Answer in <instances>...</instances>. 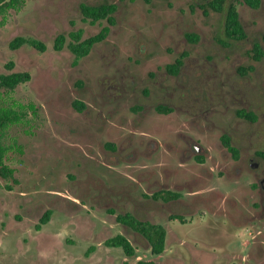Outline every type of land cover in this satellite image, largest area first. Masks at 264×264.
I'll return each mask as SVG.
<instances>
[{"label": "rangeland", "instance_id": "374dc122", "mask_svg": "<svg viewBox=\"0 0 264 264\" xmlns=\"http://www.w3.org/2000/svg\"><path fill=\"white\" fill-rule=\"evenodd\" d=\"M231 1L241 12L247 33L244 39L227 37L226 11L206 13L203 0H18L0 12V72L31 74L28 82L0 92V104L25 112L3 136L6 163L15 169L18 180L0 175V264H139L140 259L157 264H244L242 257L234 255L248 249L251 229L226 216L205 213L200 206L183 215L186 222H172L174 232L164 253L152 254L139 234L144 247L136 241L134 256H126L121 247L105 246L102 241L108 235L89 239L101 232L99 216L79 221L83 216H71L59 205L38 230L43 206H33L47 197L49 189L63 187L70 175L84 176L71 151L66 150L67 128L56 125V116L63 113L65 119L71 111L75 94L70 89L82 78L77 74L82 68L86 69V84L97 88L106 75L105 65L125 69V86L137 87L138 102L148 108L162 101L170 103L229 130L244 148L264 149V56L254 58L256 45L264 52V2L253 9L236 0L228 3ZM104 2L117 3L114 24L84 18L82 4ZM108 25L106 38L88 55L78 57L71 50V32L82 29L85 38ZM191 33L199 38L194 40ZM61 35L66 40L57 49ZM17 36L37 39L45 47L29 42L11 47ZM179 57L184 58L179 72L168 73L166 65ZM11 62L14 67L9 69ZM250 65L253 69L243 73L241 68ZM105 90L106 96L113 91L107 85ZM86 96L91 97L90 92ZM243 104L256 111L257 121L237 122L236 111ZM120 108L127 109L124 103ZM58 140L66 148L58 145ZM90 168L108 177L104 165L92 164ZM143 204L137 210L141 218L147 216L145 206L149 203ZM169 206L181 210L177 203Z\"/></svg>", "mask_w": 264, "mask_h": 264}, {"label": "flooded vegetation", "instance_id": "af4514ba", "mask_svg": "<svg viewBox=\"0 0 264 264\" xmlns=\"http://www.w3.org/2000/svg\"><path fill=\"white\" fill-rule=\"evenodd\" d=\"M111 66H104L106 75L101 77L98 88L86 84V69L82 68L77 73L82 78L70 89L75 94L71 111L63 115L65 119L61 117L63 113L56 116V125L67 128L65 142L69 147L61 140L58 145L71 151L84 176L70 175L63 187L49 189L47 197L33 205L43 206L38 230L46 224L42 221L44 214L60 205L71 216H83L79 221L100 217L101 232L89 239L108 235L102 241L105 246L123 248L110 240L124 236L136 251V241L144 247L138 235L147 242L148 239L121 218L132 213L141 220L162 225L167 232V248L170 233L174 232L172 222H186L183 215L200 206L205 213L226 216L251 229L248 249L234 256L242 257L244 264H264V149L244 148L229 130L170 103L162 101L148 108L138 102L137 87L125 86L127 70ZM106 85L113 89L108 96ZM84 88L87 90L80 94ZM88 92L91 97L86 96ZM122 103L127 109L120 108ZM243 109L249 111L250 107L243 104L237 111ZM237 111L238 123L258 120L240 117ZM226 137L236 150L227 144ZM92 164L104 165L108 177L93 173ZM118 184L122 189H116ZM170 193L177 195L170 198ZM146 202L147 216L141 218L137 210ZM172 203L179 204L181 210H171ZM173 214L182 218H172ZM115 229L118 232L109 235ZM151 253L154 254L152 250Z\"/></svg>", "mask_w": 264, "mask_h": 264}, {"label": "trees", "instance_id": "16d2710c", "mask_svg": "<svg viewBox=\"0 0 264 264\" xmlns=\"http://www.w3.org/2000/svg\"><path fill=\"white\" fill-rule=\"evenodd\" d=\"M18 0H0V12L4 11L8 6L14 5ZM204 3L201 6L205 9V12H209L210 10H214L217 12L226 11L225 16V33L227 37L234 39H244L247 36L244 25L241 20L240 11L236 3L229 2L228 0H203ZM237 3L248 6L253 9L259 8L262 0H236ZM117 8V3L115 2H104L98 4H89L84 3L81 5V10L86 20H90L91 22L100 21L106 19L110 24H114L113 13ZM110 30L109 25L103 28L99 33L83 38L82 33L83 30L79 29L77 31H73L70 33L72 39L69 43L71 50L78 56H86L88 55L96 43L103 41L108 32ZM194 40L199 38L198 35L191 33L189 34ZM60 43H57L55 47L57 49H61L62 43L66 40V36H60ZM29 42L35 46H40V48H44V44L38 41L37 39H28L23 36L15 37L10 45L11 47H19L22 44ZM256 60H260L264 56V52L259 45H256L254 49ZM184 64V58L179 57L176 61L172 63H168L166 65V69L168 72L172 74H177L181 67ZM14 67V63L11 62L8 65L9 69ZM253 66L242 67L241 70L243 73L252 70ZM31 79V74L28 71H10L8 73L0 72V92L3 90L10 91L14 90L21 83H26ZM32 109L36 112L37 109L34 105L31 106ZM159 107H164L159 105ZM237 114L240 117L248 118L250 120L256 119V114L252 110H238ZM25 112L14 107H7L0 104V175L5 179H14L17 181V177L15 176V169L6 163V153L7 149L3 142L4 132L7 127L15 122H19L24 117ZM227 144L231 147V149L236 150L235 147L230 143L228 137L225 138ZM177 194L170 193V198L175 197ZM52 211H47L43 218V222H48L51 217ZM124 221H126L131 227L138 230L148 239L149 247L154 254H161L166 249V229L160 224H154L149 221H144L136 217L132 213H126L121 217ZM172 218H182L181 215L173 214ZM113 243L117 245H121L127 255H134L135 248L131 244L129 240H127L124 236H119L118 238L111 239ZM94 247L91 246L88 249V254L92 251ZM139 264H156L154 260H143L140 261Z\"/></svg>", "mask_w": 264, "mask_h": 264}]
</instances>
